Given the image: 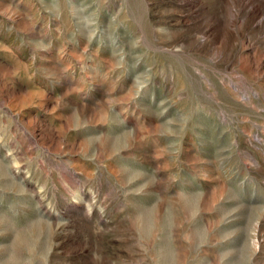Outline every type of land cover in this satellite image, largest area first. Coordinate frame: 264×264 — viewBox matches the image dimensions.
I'll list each match as a JSON object with an SVG mask.
<instances>
[{
	"label": "rangeland",
	"instance_id": "374dc122",
	"mask_svg": "<svg viewBox=\"0 0 264 264\" xmlns=\"http://www.w3.org/2000/svg\"><path fill=\"white\" fill-rule=\"evenodd\" d=\"M0 264H264V0H0Z\"/></svg>",
	"mask_w": 264,
	"mask_h": 264
}]
</instances>
